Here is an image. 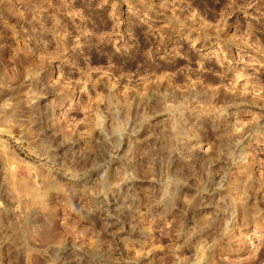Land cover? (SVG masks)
Returning a JSON list of instances; mask_svg holds the SVG:
<instances>
[{"label":"rangeland","instance_id":"374dc122","mask_svg":"<svg viewBox=\"0 0 264 264\" xmlns=\"http://www.w3.org/2000/svg\"><path fill=\"white\" fill-rule=\"evenodd\" d=\"M0 264H264V0H0Z\"/></svg>","mask_w":264,"mask_h":264},{"label":"bare ground","instance_id":"6f19581e","mask_svg":"<svg viewBox=\"0 0 264 264\" xmlns=\"http://www.w3.org/2000/svg\"><path fill=\"white\" fill-rule=\"evenodd\" d=\"M8 176H9V173L5 172V177L8 178Z\"/></svg>","mask_w":264,"mask_h":264}]
</instances>
